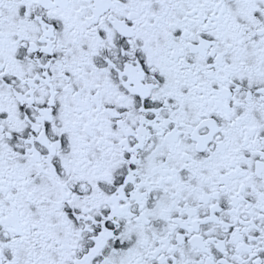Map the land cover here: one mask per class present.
<instances>
[{"label":"snow or ice","instance_id":"1","mask_svg":"<svg viewBox=\"0 0 264 264\" xmlns=\"http://www.w3.org/2000/svg\"><path fill=\"white\" fill-rule=\"evenodd\" d=\"M0 264H264V0H0Z\"/></svg>","mask_w":264,"mask_h":264}]
</instances>
